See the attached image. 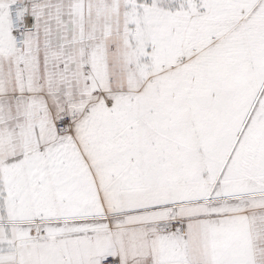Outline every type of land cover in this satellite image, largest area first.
Masks as SVG:
<instances>
[{"label":"snow or ice","instance_id":"obj_1","mask_svg":"<svg viewBox=\"0 0 264 264\" xmlns=\"http://www.w3.org/2000/svg\"><path fill=\"white\" fill-rule=\"evenodd\" d=\"M0 264H264V0H0Z\"/></svg>","mask_w":264,"mask_h":264}]
</instances>
